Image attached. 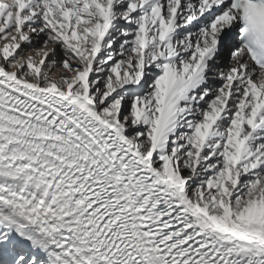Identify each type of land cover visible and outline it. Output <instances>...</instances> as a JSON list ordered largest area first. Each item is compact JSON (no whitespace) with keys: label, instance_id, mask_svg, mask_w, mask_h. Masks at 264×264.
Instances as JSON below:
<instances>
[{"label":"snow or ice","instance_id":"obj_1","mask_svg":"<svg viewBox=\"0 0 264 264\" xmlns=\"http://www.w3.org/2000/svg\"><path fill=\"white\" fill-rule=\"evenodd\" d=\"M0 264H264V0H0Z\"/></svg>","mask_w":264,"mask_h":264}]
</instances>
